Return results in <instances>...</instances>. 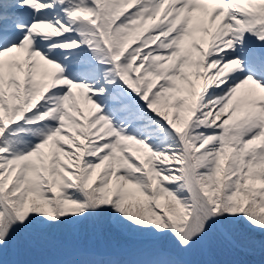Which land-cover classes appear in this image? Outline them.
Masks as SVG:
<instances>
[{"label": "snow or ice", "instance_id": "obj_1", "mask_svg": "<svg viewBox=\"0 0 264 264\" xmlns=\"http://www.w3.org/2000/svg\"><path fill=\"white\" fill-rule=\"evenodd\" d=\"M9 248L264 264V0H0Z\"/></svg>", "mask_w": 264, "mask_h": 264}, {"label": "trees", "instance_id": "obj_2", "mask_svg": "<svg viewBox=\"0 0 264 264\" xmlns=\"http://www.w3.org/2000/svg\"><path fill=\"white\" fill-rule=\"evenodd\" d=\"M16 252L18 253L17 255L21 256H30L31 254L35 255L36 257H39L44 260H46L47 258H49V256H51V250H48V248H32V249H22V248H17ZM68 253H72L70 250H67V254ZM65 255V253H64ZM229 257H231V255H228L226 257L222 258L221 264L223 261L229 259Z\"/></svg>", "mask_w": 264, "mask_h": 264}, {"label": "rangeland", "instance_id": "obj_3", "mask_svg": "<svg viewBox=\"0 0 264 264\" xmlns=\"http://www.w3.org/2000/svg\"><path fill=\"white\" fill-rule=\"evenodd\" d=\"M10 256H9V258L7 259V257H6V255L4 256V258H3V261L5 260H9V262H8V264H11L10 263V260H13V263L15 264L16 262H15V255H14V249L12 248L11 250H10ZM199 257H200V254H198L197 255V257H196V260H198L199 259ZM207 258L205 257V260H206ZM0 264H2V259H0Z\"/></svg>", "mask_w": 264, "mask_h": 264}]
</instances>
